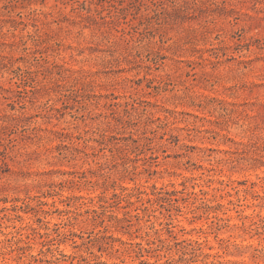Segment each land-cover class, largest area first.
<instances>
[{
    "label": "rangeland",
    "instance_id": "374dc122",
    "mask_svg": "<svg viewBox=\"0 0 264 264\" xmlns=\"http://www.w3.org/2000/svg\"><path fill=\"white\" fill-rule=\"evenodd\" d=\"M0 264H264V0H0Z\"/></svg>",
    "mask_w": 264,
    "mask_h": 264
}]
</instances>
